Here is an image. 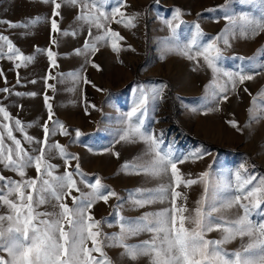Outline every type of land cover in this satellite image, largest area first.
I'll return each mask as SVG.
<instances>
[{
	"label": "rangeland",
	"instance_id": "rangeland-1",
	"mask_svg": "<svg viewBox=\"0 0 264 264\" xmlns=\"http://www.w3.org/2000/svg\"><path fill=\"white\" fill-rule=\"evenodd\" d=\"M55 3H60L61 7L56 9ZM55 3L53 0L47 3L44 0H0V20L21 25L9 27L7 23H0V34L7 36L25 57H33L23 63L9 60L7 45L0 41L5 53L0 56V89H8L0 91V106L9 113L8 119L0 113V135L5 145L13 146L4 125L12 127L13 135L29 153L38 155L41 145L29 143L24 137L26 134L43 141L47 125V144L59 143L67 153L79 158L61 156L57 149L48 154L45 146V158L57 166L53 174L73 172L81 189L80 192L73 189L71 195L65 197L63 202L70 207L76 206L72 196L91 191L85 179L94 183L99 178L108 186L107 190L117 194L107 203L96 201L88 211L94 220L101 222V239L105 234L107 237L118 235L122 223L171 207V197L143 207L133 203L147 198L148 190L167 185L168 175L152 177L123 169L125 163H140L154 155H145L148 146L138 138L135 142L120 140L128 126V114L137 107L142 96L147 99L131 117L132 123L142 120L143 130L163 141L161 151L166 152L171 146L183 180L197 181L190 186L182 183L175 189L182 193L176 203L186 206L184 215L194 216L198 206L208 212L236 195L243 197V192L238 191L237 173L241 179L256 178L246 190L264 178V32L246 37L243 34L246 27L239 19L245 14L259 18L264 12L260 0L253 3L248 0H123V3L107 0L102 5L105 13H110L113 7H121L126 16L139 15L134 27L117 23L120 19L117 15L116 19L102 20L105 28L101 29L77 19L82 11H87L81 5L72 6L64 0H55ZM226 17L237 22L233 24ZM36 18L38 22L31 24ZM53 19L58 30L52 27ZM165 21H171L172 26ZM25 24L28 27L22 26ZM109 28L123 37L117 40L115 50L111 37L95 39ZM65 32L68 35H64ZM213 42L221 49L216 61L220 71L215 73L204 57L197 55ZM86 44H95L97 50L85 48ZM186 47L195 59L182 54ZM168 48L175 50L167 51ZM78 49L81 54H77ZM49 50L55 53V64L47 55ZM225 72L254 78L243 83L237 79L233 88ZM220 85L227 90L220 91ZM16 119L20 120L24 132L15 126ZM57 121L63 124L67 135ZM230 121H235L237 126ZM141 157L143 161L137 159ZM77 163L83 178L76 171ZM203 173H207V177H202ZM0 174L12 180L41 175L34 164L26 169L24 177L2 165ZM0 188L4 189L0 195L6 194L4 181H0ZM205 195L207 199L198 204ZM38 198V195L34 197ZM55 203L39 205L36 210L53 212ZM8 211L7 206L0 203V215ZM240 214L242 209L238 206L212 213L229 220ZM251 218L253 222H264V205L253 210ZM186 227L193 225L186 223ZM151 236L152 233L143 232L127 237L126 243L139 244L150 240ZM221 237L222 232L218 230L206 233L209 240ZM243 242L247 243V238ZM104 243V251L113 264H149L147 257L133 261L122 255L123 247L110 246L111 240ZM241 243L237 238L224 247L232 252L239 249ZM88 247H92L91 243ZM0 255L8 259L7 253L0 252Z\"/></svg>",
	"mask_w": 264,
	"mask_h": 264
},
{
	"label": "snow or ice",
	"instance_id": "snow-or-ice-1",
	"mask_svg": "<svg viewBox=\"0 0 264 264\" xmlns=\"http://www.w3.org/2000/svg\"><path fill=\"white\" fill-rule=\"evenodd\" d=\"M44 2L47 3L48 0H44ZM53 2L55 3V0ZM106 2L107 0H90V2L89 0H64L66 4L72 6L79 4L82 9H87V11H82L77 19L94 24L97 29L105 28L102 20L116 19L117 15L120 17L116 20L117 23H124L130 27L135 26L134 21L139 14L126 16L121 11V7H113L110 13H105L102 11V5ZM121 2L123 3V0ZM248 2L253 3L254 0H248ZM260 6L264 9V0H260ZM55 7L59 9L61 4L55 3ZM55 15L58 16L59 12H56ZM179 15L180 10L177 9L176 16L179 17ZM226 18L233 24L237 22L232 17ZM239 19L246 27V31L243 32L246 37L249 34L255 37L264 32V12L259 18L249 17L245 14ZM38 20L39 18H36L30 23L35 24ZM0 23H7L9 27L21 26L11 21L0 20ZM165 23L172 26L171 21H165ZM22 26L28 27L27 24ZM52 27L58 30L55 19L52 20ZM172 30L175 33V28ZM64 35H68V33L65 32ZM105 37H111L114 50L118 48L117 40L123 39L119 33L110 28L106 29L104 35L97 36L95 39L101 41ZM219 39L217 37V40ZM0 41L7 45L9 60L16 59L23 63L33 59L31 56L25 57L7 36L0 34ZM53 42L55 43V41ZM224 44H228L227 37L224 38ZM89 47L92 51L97 50L95 44L85 45V48ZM174 50L173 48L167 49V51ZM189 51L190 49L186 47L182 50V54L187 55L189 59H195V56L189 55ZM4 54L3 45H0V56ZM77 54H81V50L78 49ZM220 54L221 49L215 42L209 43L197 53L204 57L214 73L220 71L216 66ZM47 55L53 58V64H55V53L49 50ZM19 66L20 64H17V67ZM224 75L232 82L233 88H235L237 79L243 83L245 80L254 78L252 75L240 73L225 72ZM212 83L215 85L217 81L214 80ZM219 88L220 91L227 90L223 85H220ZM0 91L7 92L8 89H0ZM213 94H216L215 91ZM17 95H22V93H17ZM31 95H35V93H31ZM157 95H159L158 91ZM224 98L227 99L226 96ZM45 99L48 98L45 97ZM146 99V96H142L137 107L128 114V126L120 136V140L135 142L138 138L148 146L145 155H154L147 161H143L142 157L137 158L143 161L140 163H125L123 169H132L137 173L142 172L152 177L168 175L170 182L167 185L161 184L155 190H148L147 198L134 200L133 203L138 207H143L146 204L167 200L171 197V207L159 212L145 213L136 221L122 223L120 225L121 232L118 235L107 237L105 234L104 239H101L102 233L99 230L101 222L94 220L88 211L96 201L102 200L107 203L111 196L117 194L107 190L108 186L101 183L99 178L94 183H88L85 179L84 182L87 183L91 191L82 192L80 196H72L76 206L70 207L63 202L65 197L71 195L73 189L77 192H80L81 189L73 172L66 171L62 175L53 174V170L57 166L49 163L45 158V146H47L48 154L53 149H57L61 156L71 155V158L75 160L79 158L67 153L64 146L59 143L47 144L49 133L47 125L44 126L45 138L43 141L35 140L26 134L24 137L29 143L41 145L38 155L30 154L28 149L22 145L21 140L13 135L12 127L4 125L7 129V136L13 141V146L5 145L4 137L0 135V165L5 169L18 172L21 177H24L26 169L34 164L36 171L41 175L26 180H12L0 174V181L5 182L6 188V194L0 195V203L7 206L9 210L8 214L0 215V252H5L8 255V259L0 255V264H113L104 251L106 246L104 240H111L110 246L123 247L122 255L130 257L133 261L147 257L149 264H264V222H253L251 218L252 211L261 209V205H264V178H261L259 183L251 187L250 190H246V186L252 184L256 178L241 179L240 174L237 173V179L240 181L238 191L243 192V197L236 195L223 202L219 208L211 207L208 212L198 206L194 210V216L184 215L187 211L186 206L184 204L178 206L176 203L177 198L182 197V193L175 189L182 183L190 186L197 181L183 180L177 168L178 158H173L171 146L166 152L161 151L160 145L163 141L154 134L145 132L142 120H138L136 124L132 123L131 117L143 107ZM0 113H3L5 119L9 118L8 111L2 106H0ZM56 123L63 134L67 135L68 132L64 129L63 124L59 121ZM229 123L234 127L237 126L235 121ZM15 126L19 131L24 132L19 119L15 120ZM79 135L80 133L77 132V136ZM116 155L118 156L119 153ZM76 171L82 178L84 177V174L79 170V163L76 164ZM202 177H207V173H203ZM3 190L0 188V191ZM205 193L207 194V187ZM36 195H38V199H34ZM206 199L207 195L198 204H202ZM51 201L56 202L53 205L55 209L53 212L36 210L39 205ZM236 206L242 209V214L233 220L212 215L222 209H231ZM5 222H7L6 227ZM186 223L193 227H186ZM214 230L222 232L221 239H206V233ZM143 232L152 233L151 239L141 241L139 244L126 243L127 237L139 236ZM237 238L242 242L240 248L228 252L224 245ZM245 238H247V243L243 242ZM89 243L92 247H88Z\"/></svg>",
	"mask_w": 264,
	"mask_h": 264
}]
</instances>
